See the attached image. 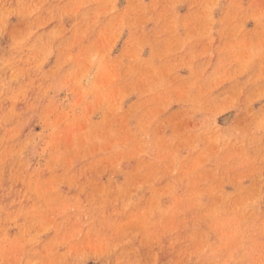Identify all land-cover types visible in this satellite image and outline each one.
I'll return each instance as SVG.
<instances>
[{
    "label": "rangeland",
    "instance_id": "rangeland-1",
    "mask_svg": "<svg viewBox=\"0 0 264 264\" xmlns=\"http://www.w3.org/2000/svg\"><path fill=\"white\" fill-rule=\"evenodd\" d=\"M0 264H264V0H0Z\"/></svg>",
    "mask_w": 264,
    "mask_h": 264
}]
</instances>
